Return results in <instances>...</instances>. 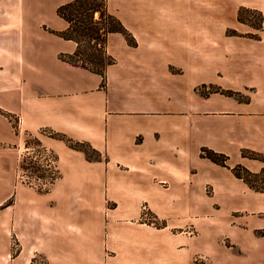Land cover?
<instances>
[{
    "label": "crops",
    "instance_id": "0c3cea01",
    "mask_svg": "<svg viewBox=\"0 0 264 264\" xmlns=\"http://www.w3.org/2000/svg\"><path fill=\"white\" fill-rule=\"evenodd\" d=\"M135 2L143 5L134 8ZM241 6L259 9L254 0H134L119 8L116 14L138 46L121 34L110 35L109 53L117 62L107 70L106 87L101 75L60 58L75 51L73 41L50 32L28 44L1 19L0 186L13 183L4 175L10 168L6 156L13 153L3 145L16 152L28 132L58 154L59 200L65 208L58 213H71L84 200L131 207L147 203L166 216L208 213L210 204L226 203V215L252 214L251 242L261 248L264 192L232 171L238 164L253 172L264 167V27L260 39L246 36L252 30L238 20ZM65 28L59 17L56 30ZM228 29L241 35H229ZM204 85L246 97L205 95ZM11 116L19 120V134ZM42 131L87 141L104 160L90 162ZM204 148L227 155L230 168L203 157ZM244 152H256L263 160ZM245 195L252 196L256 208H239ZM27 228L29 240L43 235L51 250H77L81 259L101 240L99 227H57L59 235L48 227Z\"/></svg>",
    "mask_w": 264,
    "mask_h": 264
},
{
    "label": "rangeland",
    "instance_id": "374dc122",
    "mask_svg": "<svg viewBox=\"0 0 264 264\" xmlns=\"http://www.w3.org/2000/svg\"><path fill=\"white\" fill-rule=\"evenodd\" d=\"M64 1L0 0V21L12 24L15 35L29 41L28 44L40 41L44 33L59 32L56 30L57 8ZM133 1L109 0V3L116 14L119 8L128 7ZM229 1L239 4L244 0ZM254 2L259 7L256 10L264 16V0ZM140 5L143 4L135 2L134 8ZM243 15L253 23L259 22L257 12L244 11ZM247 26L251 33L260 34L261 31ZM237 97L246 96L240 93ZM10 121L19 134V120L11 116ZM41 134L62 140L70 147L51 131ZM82 143L81 149L70 148L83 152L90 162L104 160L89 142ZM3 146L13 153L6 156V165L10 168L4 172L5 178L13 179V183L0 186V202L7 198L0 204V264H264V243L256 248L251 242L254 237L252 214L226 215V203L217 202L210 204L208 213H170L166 216L156 213L147 203L131 207L113 201L85 200L78 201L71 213H58L65 209L59 200L58 154L46 147L39 135L28 132L23 134V144L16 152L12 145ZM0 161H3L1 152ZM256 183L264 186V174ZM261 202L264 203V198ZM237 205L243 210L256 208L251 195H245ZM28 209L35 213H28ZM52 210L56 213H48ZM29 226L51 228L53 235H59L57 227H99L101 240L94 250L86 251L88 258L81 259L80 251L79 257L75 255L77 250H51L43 235L29 240L26 233ZM151 237L153 240H148ZM53 253L57 257H51Z\"/></svg>",
    "mask_w": 264,
    "mask_h": 264
},
{
    "label": "trees",
    "instance_id": "16d2710c",
    "mask_svg": "<svg viewBox=\"0 0 264 264\" xmlns=\"http://www.w3.org/2000/svg\"><path fill=\"white\" fill-rule=\"evenodd\" d=\"M244 11L257 12L260 16L258 23H253L246 19L243 15ZM57 15L66 22V28L59 32H53L64 40L73 41L76 49L72 54L62 53L60 58L72 65L82 67L97 73L103 77L102 86H107V70L114 65L117 60L109 53L108 42L111 34H121L125 37L127 43L132 47L138 46V41L132 32L123 24L121 19L111 12L109 8V0H70L61 4L57 8ZM238 20L243 24H247L256 31L263 30L264 16L262 12L256 9L240 8ZM229 35L240 36L237 31H228ZM253 39H260V34L249 33L246 35ZM203 94L221 92L227 96L237 97L239 92L224 90L214 85H204L201 87ZM210 88L212 90H210ZM238 98V97H237ZM239 99H243L239 97ZM56 137L65 140L70 147L75 149L81 146L82 142L74 141L64 134L51 131ZM96 153L100 154L96 150ZM202 156L211 161L229 167V157L225 154L217 153L213 150L204 148ZM243 156L263 160L262 156L256 152H244ZM233 173L239 179H242L251 189L263 191L264 186H259L256 182L261 174H264V167L259 172H253L238 164L232 168Z\"/></svg>",
    "mask_w": 264,
    "mask_h": 264
}]
</instances>
